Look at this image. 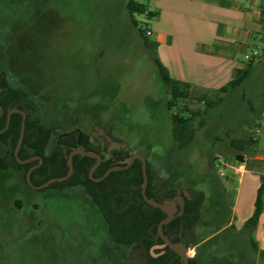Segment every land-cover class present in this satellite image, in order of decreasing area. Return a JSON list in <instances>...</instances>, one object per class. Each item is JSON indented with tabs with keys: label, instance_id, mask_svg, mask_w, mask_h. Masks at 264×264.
I'll return each mask as SVG.
<instances>
[{
	"label": "rangeland",
	"instance_id": "374dc122",
	"mask_svg": "<svg viewBox=\"0 0 264 264\" xmlns=\"http://www.w3.org/2000/svg\"><path fill=\"white\" fill-rule=\"evenodd\" d=\"M135 18L137 26L126 0H0L3 39L13 45L15 71L32 85L27 91L38 102L32 113L54 128L47 153L62 133L76 128L88 134L93 148L106 158L119 151L144 155L156 187H171L188 198L203 191L206 197L195 226L198 249H202L201 241L221 227L234 198L224 192L220 218L210 175L217 173L222 190L224 167L219 159L237 160L238 150L230 140L246 116L257 120V112L248 113L245 101L232 97L219 104L215 113L230 109L238 126L209 119L200 127L196 117L197 144L179 151L171 116L174 112L189 115L187 109L194 110L200 103L188 98L171 110L166 107L170 90L159 78L154 51L138 33L139 28L149 31L153 18L144 14ZM12 21H17L14 26L19 25L20 35L7 39L6 27ZM147 38L155 41L153 34ZM256 59L264 68V58ZM260 85L248 96L263 90L264 80ZM261 103V97L254 99L256 108ZM59 114L63 117L57 120ZM246 127L254 133L255 127ZM10 151V144L0 142V156ZM25 172L17 166L0 169V260L5 264H141L147 260L142 244L112 242L93 202L84 194L76 195L81 187L36 189L26 184ZM153 247L150 250L158 256L161 247ZM196 247H189L190 257Z\"/></svg>",
	"mask_w": 264,
	"mask_h": 264
},
{
	"label": "trees",
	"instance_id": "16d2710c",
	"mask_svg": "<svg viewBox=\"0 0 264 264\" xmlns=\"http://www.w3.org/2000/svg\"><path fill=\"white\" fill-rule=\"evenodd\" d=\"M11 1V0H7ZM126 9L130 14L133 23L137 26L138 21L135 14H144L148 19L157 16V12L150 10L147 4L139 0H126ZM17 21L7 24V39L20 35L19 28L14 26ZM20 24V23H18ZM3 27L0 24V67L3 71L0 73V105L3 107V114L0 116V130L7 122V113L12 108H20L27 113L26 129L22 146L19 151L20 159H27L33 156H40L43 162L31 173V180L35 185H41L53 177H60L67 174L69 165L68 157L74 149L82 148L87 151L98 152L101 154L102 163L95 170L93 176L101 177L112 166L126 165L131 155L119 151L113 153L112 157L106 158L90 142V136L85 132L79 133L76 128L62 133L57 141L55 148L47 153L48 145L51 141L54 128L46 126L41 122L40 117H36L32 112L36 111L34 103L37 99L30 97L27 91L32 85L27 81H22L18 77L11 55L13 54V45L6 44L3 39ZM148 32V31H147ZM142 28L138 33L144 44L154 51V63L162 83L169 88L171 98L166 102V107L171 110L175 108L178 101L184 99H195L200 103L196 109H187L189 115H183L180 112H174L171 116L172 135L176 142L177 149L183 151L191 149L197 144V129L194 126L196 117H199V126H203L207 120L212 119L218 123L229 126L237 125L233 122L231 110L224 113H215L219 104L229 102L230 99L241 98L247 104V112H257V120L252 122L249 115L237 127V135L232 137L230 145L244 154H252L256 139L246 125L251 127L258 126V118L264 104V89L248 96V91L255 85H260L264 80V68L260 63L254 60L247 62L246 66L238 71L236 77L225 86L217 90H206L193 86L190 83L174 79L169 69L157 57V42L149 40V35ZM12 43V42H11ZM14 44V43H13ZM15 45V44H14ZM8 77L15 83L22 86L18 87L10 83ZM3 79V80H2ZM25 88V89H24ZM236 91V93H234ZM261 97L262 103L259 108L255 107L254 99ZM43 104V103H39ZM63 114H59L57 120L62 119ZM224 117V118H222ZM22 114L13 113L8 128L0 133V142L11 145L9 155L0 156V169L5 170L11 166H17L25 169L24 180L27 185L26 173L28 169L40 162L35 159L31 162L22 164L15 157L14 150L17 145L22 126ZM251 121V122H250ZM65 133H69L65 135ZM236 158L244 161V156L237 153ZM96 163V159L83 154L73 156L74 169L70 177L64 181H56L42 188H55L57 190L70 189L81 186L89 199L93 202L97 210L107 225L108 232L112 242L117 246H135L142 244L147 251V260L141 264H183L181 257L170 247L166 246L156 250L158 256H154L150 248L156 244H162L163 240L158 233V224L164 220L167 215L159 207L148 204L142 195L143 170L142 162L136 159L127 169L114 170L104 179L95 181L89 175L90 169ZM210 165L213 167L212 162ZM214 168V167H213ZM148 186L147 195L157 201L171 199L178 195L173 188H159L153 184L150 167L147 166ZM211 183L213 189V198L217 206V213L220 215L224 202V192L219 188L218 175L212 172ZM221 190V191H220ZM206 195L203 191L196 192L192 197L185 196V208L182 215H176L175 218L163 225L165 235L174 243L184 242L189 247H196L199 243L195 238V226L201 218V210ZM264 206V175L261 177V184L258 188L255 201V210L253 215L246 221L244 231L231 236L233 231H218L224 225V219L216 234L202 243V249L196 247L194 256L189 258V264H250L253 262L252 256L247 247L241 240L243 233L251 234L257 225L259 216ZM217 215V214H216ZM224 215V214H223ZM221 218V217H220ZM234 227H232L233 229ZM203 250V252L201 251ZM264 256V251L261 252ZM0 264H5L0 260Z\"/></svg>",
	"mask_w": 264,
	"mask_h": 264
},
{
	"label": "crops",
	"instance_id": "0c3cea01",
	"mask_svg": "<svg viewBox=\"0 0 264 264\" xmlns=\"http://www.w3.org/2000/svg\"><path fill=\"white\" fill-rule=\"evenodd\" d=\"M145 1L150 10L158 13L148 32L155 36L158 57L174 79L217 90L233 80L248 61L264 58V0ZM253 135L254 152H237L244 161L219 159L224 167L223 187L234 198L218 231H233L231 236L248 231L244 226L254 213L264 175V104ZM78 187L81 186L73 188ZM75 192L88 197L83 188ZM241 236L253 259L250 264H264V206L252 233Z\"/></svg>",
	"mask_w": 264,
	"mask_h": 264
},
{
	"label": "water",
	"instance_id": "95a60500",
	"mask_svg": "<svg viewBox=\"0 0 264 264\" xmlns=\"http://www.w3.org/2000/svg\"><path fill=\"white\" fill-rule=\"evenodd\" d=\"M3 112H4L3 107L0 105V116L3 114ZM15 112L21 113L22 117H23L22 126H21V133H20L17 145H16L15 150H14L15 157L17 158L19 163H22V164L31 162L37 158L40 159V162L36 165L31 166L26 173L27 182L33 188L41 189V188H44V187L50 185L53 182L64 181V180L68 179L70 177V175L73 173V169H74L73 156L75 154H83V155L90 156V157H93L96 159V163L92 166V168L90 169V172H89L90 177L92 179H94L95 181H100V180L104 179L110 172H112L114 170L127 169L134 163V161L136 159H139L142 162V170H143V184H142L143 198L145 199V201L148 204L161 208L167 215V217L158 224V233H159L160 237L162 238L163 243L162 244H156V245H154V247L164 248L166 246H170L181 257L183 264H189V258H190L189 248L182 241L174 243L171 239H169L165 235V233L163 231V225L164 224H167L170 221H172L176 215H182L183 214L184 208H185V201H186L185 196L184 195H177L172 199H165L161 202L149 197L147 195V192H146L147 186H148L147 160H146V157L144 155L136 152V153L131 155V157H130V159L126 165L112 166L109 169H107V171L104 173V175H102L99 178H96L93 176V174H94L95 170L98 168V166L102 163L103 158H102L101 154L98 152L87 151V150L82 149V148L74 149L73 151H71V153L69 154V157H68L69 169H68V172L66 175L60 176V177H53L41 185H35V184H33L32 180H31V173L35 168L40 166V164L43 162V158L40 156H33V157L23 159V160L19 158V151H20V148L22 146L23 138L25 135V129H26V118H27L26 111H24L20 108L10 109L7 113L6 125L3 129L0 130V133L4 132L8 128V126L10 124L11 116ZM77 130H78L79 138H80L81 131L79 129H77ZM68 134L69 133H65L64 136L68 135ZM151 252L154 256H156V254H154L152 250H151Z\"/></svg>",
	"mask_w": 264,
	"mask_h": 264
},
{
	"label": "built area",
	"instance_id": "2783aa9c",
	"mask_svg": "<svg viewBox=\"0 0 264 264\" xmlns=\"http://www.w3.org/2000/svg\"><path fill=\"white\" fill-rule=\"evenodd\" d=\"M149 34V32H147ZM254 55H257V52L254 53ZM246 59H251V57L249 55H246Z\"/></svg>",
	"mask_w": 264,
	"mask_h": 264
},
{
	"label": "flooded vegetation",
	"instance_id": "af4514ba",
	"mask_svg": "<svg viewBox=\"0 0 264 264\" xmlns=\"http://www.w3.org/2000/svg\"><path fill=\"white\" fill-rule=\"evenodd\" d=\"M3 80V79H2ZM179 195H182V194H179ZM177 196V195H176ZM174 198V197H173ZM172 199V198H171Z\"/></svg>",
	"mask_w": 264,
	"mask_h": 264
}]
</instances>
